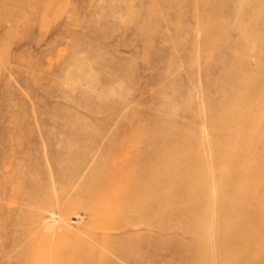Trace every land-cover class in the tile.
I'll return each instance as SVG.
<instances>
[{"label": "rangeland", "instance_id": "374dc122", "mask_svg": "<svg viewBox=\"0 0 264 264\" xmlns=\"http://www.w3.org/2000/svg\"><path fill=\"white\" fill-rule=\"evenodd\" d=\"M0 264H264V0H0Z\"/></svg>", "mask_w": 264, "mask_h": 264}]
</instances>
